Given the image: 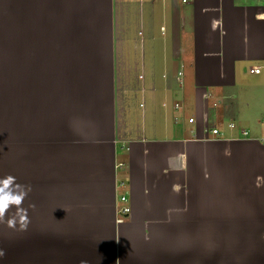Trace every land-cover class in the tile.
<instances>
[{"label":"crops","instance_id":"obj_1","mask_svg":"<svg viewBox=\"0 0 264 264\" xmlns=\"http://www.w3.org/2000/svg\"><path fill=\"white\" fill-rule=\"evenodd\" d=\"M7 175L0 264H264V0H0Z\"/></svg>","mask_w":264,"mask_h":264},{"label":"clouds","instance_id":"obj_2","mask_svg":"<svg viewBox=\"0 0 264 264\" xmlns=\"http://www.w3.org/2000/svg\"><path fill=\"white\" fill-rule=\"evenodd\" d=\"M225 154L229 155V150L226 149ZM31 190L30 185L17 183L12 175L0 178V223L6 222L9 227H15L19 222L23 227L27 226L28 209L23 207V204ZM30 207L34 208L35 205ZM13 208L15 211L9 215ZM3 255V251H0V256ZM81 264H86V262L82 261Z\"/></svg>","mask_w":264,"mask_h":264},{"label":"built area","instance_id":"obj_3","mask_svg":"<svg viewBox=\"0 0 264 264\" xmlns=\"http://www.w3.org/2000/svg\"><path fill=\"white\" fill-rule=\"evenodd\" d=\"M184 1L186 2L187 0H184ZM251 73L259 74V73H261V69L257 68V67L254 68V69H251ZM181 75H182V73H181ZM175 108L179 110V109L183 108V106L180 103H177L175 105ZM194 121H195L194 118L189 119L190 123H193ZM212 133L214 135H217V136L220 135V131L218 129H213ZM243 134L244 135H248V132L247 131H243ZM127 200H128L127 196H125V195H122L121 198H120V202L123 205L119 209L118 223H123L129 217V215L131 214V207L129 205H126Z\"/></svg>","mask_w":264,"mask_h":264}]
</instances>
